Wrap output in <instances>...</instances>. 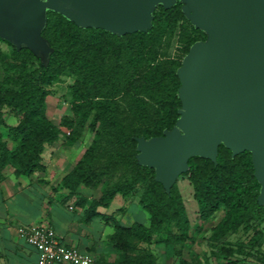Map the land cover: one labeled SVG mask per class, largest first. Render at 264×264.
<instances>
[{
	"label": "trees",
	"instance_id": "16d2710c",
	"mask_svg": "<svg viewBox=\"0 0 264 264\" xmlns=\"http://www.w3.org/2000/svg\"><path fill=\"white\" fill-rule=\"evenodd\" d=\"M183 8L180 0L170 7L159 4L152 13L150 27L124 34L82 27L62 13L48 9L42 29L49 46L47 61L43 62L27 45L20 49L13 47V54L23 57L24 65L29 61L38 65L29 71L21 70L17 88L0 87V127L6 124L7 114L18 118L17 125L8 127L9 137L16 142L13 148L3 140L0 131V181L5 178L4 170L9 165L14 166L16 177L45 170L42 154L46 146L60 136V128L46 111L48 87L67 71L76 76L72 109L79 128L92 118V128L100 123L135 149L139 138L150 140L173 130L183 110L178 70L192 46L208 39L203 29L189 21ZM177 30L182 34L177 53L166 59L161 49L165 39ZM126 96H130L129 99H125ZM122 102L127 104L126 108ZM79 137L80 132L74 131L68 137V144L73 145ZM93 151L94 146H91L84 159L63 178V186L70 189V195L80 183L91 184L83 166ZM136 164L152 172L140 199L150 214V224L135 221L125 225L117 221L110 240L119 256L111 261L96 259V264H160L151 248L144 244L151 245L154 235L163 234L167 224H173L179 232L170 230L167 238L159 243L194 241L188 234L189 220L176 183L168 192L156 179L155 168ZM188 165V171L182 175H187L193 183L202 218L210 217L222 207L225 209L224 216L213 228L214 240L237 232L243 225L248 228L251 213L264 211V206L258 202L262 185L255 176L251 151L234 155L221 144L216 162L195 155L189 158ZM119 192L127 194L126 187L106 190L100 200L87 209L85 220L101 216L96 205L110 206ZM77 204L84 206L85 199ZM223 250L232 253L231 249ZM179 264L189 262L180 257Z\"/></svg>",
	"mask_w": 264,
	"mask_h": 264
},
{
	"label": "water",
	"instance_id": "95a60500",
	"mask_svg": "<svg viewBox=\"0 0 264 264\" xmlns=\"http://www.w3.org/2000/svg\"><path fill=\"white\" fill-rule=\"evenodd\" d=\"M184 11L208 34L192 46L178 70L182 115L164 136L139 138L140 162L156 169L169 192L195 155L217 161L225 144L252 152L264 205V0H183ZM176 0H0L18 8L20 42L49 50L42 36L46 11L62 13L82 27L120 34L151 26L154 7ZM16 39V38H15Z\"/></svg>",
	"mask_w": 264,
	"mask_h": 264
},
{
	"label": "rangeland",
	"instance_id": "374dc122",
	"mask_svg": "<svg viewBox=\"0 0 264 264\" xmlns=\"http://www.w3.org/2000/svg\"><path fill=\"white\" fill-rule=\"evenodd\" d=\"M180 1L185 4L183 0ZM21 15L22 12L12 5L6 4L0 8V87L17 88L21 81V70L29 71L38 65L35 61H29L27 65H24V58L13 54V47L17 49L23 45L30 47L28 43L17 40L20 34L18 28ZM186 17L189 19L187 15ZM189 21L192 23L190 19ZM181 35L177 30L165 39L161 49L165 54L164 58H171L177 53ZM30 48L43 62L47 61L49 50ZM75 81L76 76L67 71L57 82L48 87L50 94L46 98V111L51 121L60 128V136L56 142L47 145L42 154V164L45 166L42 172L46 178L42 176L44 178L40 183L52 182L53 194L47 193L43 186L34 185L29 187V190L23 189L25 193L33 197V203L28 204L18 198L16 202H10L9 205L13 211L23 214L25 218L39 212L40 214L49 213L54 218L56 226H60L61 221L78 217V215L83 225H89L95 217L91 221H86L87 209L97 203L106 190L124 185L127 194L121 192L116 194L118 201L114 203L112 201L113 204H110L114 206V210L109 211L110 206L96 205L101 216L98 224L94 223L88 229L96 259L111 261L119 256L118 249L110 240L117 221L125 225L135 221L150 224V214L143 208L140 199L149 184L152 172L140 169L136 162L141 166L153 167L140 162L141 151L138 146L135 149L100 123L92 128L90 125L92 118L88 119L83 128H79L72 109L75 101L73 93ZM126 97L125 99H129L130 96ZM121 105L123 108L127 107L124 102ZM5 111L8 109L5 108ZM17 124L18 118L7 114L6 124L0 127L3 140L10 148H13L16 142L9 137L8 127ZM76 130L80 132V137L73 145H69L68 137ZM91 146H94V151L83 166L91 184L80 183L76 192L70 195V189L63 186V178L80 160L84 159L86 151ZM14 171V166L9 165L5 168L4 174L5 172L14 173ZM12 177L14 180L17 178L14 175ZM28 177L21 176L20 181ZM176 189L189 220L188 234L194 241H178L170 245L159 243L160 240L167 238L170 230L174 233L179 232L176 226L167 224L163 234L154 235L151 245L144 244L151 248L160 264H179L180 257L186 259L189 264H233L234 262L264 264V211L260 214L251 213L248 228L243 225L237 232H230L222 239L214 240L213 228L224 216V207L210 217L202 218L193 183L187 175L178 177ZM260 194L261 190L259 196ZM83 198L85 205H78L77 203ZM104 216L109 219H105ZM223 249H231L232 253L227 254Z\"/></svg>",
	"mask_w": 264,
	"mask_h": 264
},
{
	"label": "crops",
	"instance_id": "0c3cea01",
	"mask_svg": "<svg viewBox=\"0 0 264 264\" xmlns=\"http://www.w3.org/2000/svg\"><path fill=\"white\" fill-rule=\"evenodd\" d=\"M13 175L16 177L14 173L5 172V178L0 181V264L37 263L38 253L36 249L21 238L17 231L19 226L30 224H47L53 227L62 241L68 245L78 247L82 251L91 252L96 258L93 241L88 236V229L94 223L98 224L100 216L95 217L89 225H83V221L78 215V217L75 216L61 221L60 226H56L54 218L49 213L40 214L39 212L32 217L25 218L23 214L13 211L9 203L16 202L18 198L28 204L33 203V197L25 193L23 189L29 190V187L34 185L43 186L47 193L53 194L52 182L50 184L40 183L45 177L42 171L35 172L24 181H20V177L14 180ZM116 201H118L117 197H115L113 203ZM110 210H114V206L111 205Z\"/></svg>",
	"mask_w": 264,
	"mask_h": 264
},
{
	"label": "built area",
	"instance_id": "2783aa9c",
	"mask_svg": "<svg viewBox=\"0 0 264 264\" xmlns=\"http://www.w3.org/2000/svg\"><path fill=\"white\" fill-rule=\"evenodd\" d=\"M17 231L21 238L36 249V264H96L91 252L68 245L47 224L21 225Z\"/></svg>",
	"mask_w": 264,
	"mask_h": 264
}]
</instances>
